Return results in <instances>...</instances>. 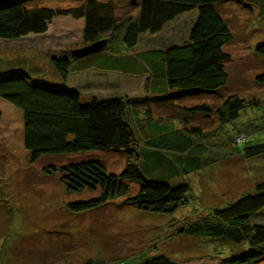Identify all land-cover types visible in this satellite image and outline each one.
Here are the masks:
<instances>
[{
	"label": "trees",
	"instance_id": "16d2710c",
	"mask_svg": "<svg viewBox=\"0 0 264 264\" xmlns=\"http://www.w3.org/2000/svg\"><path fill=\"white\" fill-rule=\"evenodd\" d=\"M40 1L2 3L0 39L19 40L30 34H44L53 19L63 16L81 20L79 40L75 38L74 43H80L81 47L101 40L106 43L104 52L80 58L71 56L73 50L68 52L66 46L71 45L61 43L51 61L64 81L74 71V65H78L79 71L141 70L149 72L147 78L154 80V93L171 99L213 93L228 81L225 62L230 56L225 46L233 34L217 9L223 0H119V3L75 0L76 4L68 7L41 5ZM192 9L198 13L183 43L136 50L142 33L157 34ZM255 51L264 60V41L255 46ZM257 81L264 83V71ZM98 97L84 100L80 92L65 82L49 83L32 77L24 69L0 73V104L8 106L15 118L13 135L0 137V142H9L7 147L26 164L48 154L91 151L125 154L126 164L120 173L108 172L105 162L96 157L50 170L61 172L60 181L71 192L86 189L99 192L91 198L68 203L67 209L73 213L90 211L124 196L125 203L151 212H174L188 204L202 211L191 185L186 182L172 185V179L176 182L173 176L201 172L203 164L209 163L207 156L211 152L227 147L246 158L264 155V109L260 110L257 100L228 97L216 111L220 142L208 144L199 141L206 135L200 127L178 128L175 122H166L161 117L152 120L151 112L145 118L150 119L143 129L146 138H141L131 124L128 98ZM207 109L210 108L202 104L187 108V112H209ZM249 109L259 113L250 118ZM211 132L208 135L215 133ZM12 140L16 145H12ZM157 170L160 172L156 173ZM130 184L138 185L135 193L130 192ZM230 200L188 223L182 232L210 239L213 256H223L226 264H255L264 259V224L254 219L264 210V180L253 190ZM85 264L111 262L89 260ZM136 264L181 263L158 253Z\"/></svg>",
	"mask_w": 264,
	"mask_h": 264
},
{
	"label": "rangeland",
	"instance_id": "374dc122",
	"mask_svg": "<svg viewBox=\"0 0 264 264\" xmlns=\"http://www.w3.org/2000/svg\"><path fill=\"white\" fill-rule=\"evenodd\" d=\"M40 3L52 7L76 4L75 0H41ZM217 9L227 21L233 39L225 46L230 56L225 62L228 81L213 93L165 98L153 92L154 80L147 78L149 72L141 70L79 71L78 65H74V71L64 81L52 64L51 55L57 54L61 43L71 45L66 46L69 53L80 49L81 44L74 42L75 38L79 40L82 24L81 20L63 16L53 19L44 34H30L19 40L0 39V73L24 69L32 77L49 83L65 82L80 92L84 100L94 95L128 98L131 124L141 138H146L143 129L150 119L145 118L151 112L152 120L161 117L166 122H175L178 128L198 126L206 134L199 141L215 144L220 142L216 134L220 126L216 111L228 97L257 100L260 110L264 109V83L257 81L264 71V60L255 51V46L264 41V0H223ZM197 13V9L188 11L169 22L159 34L142 33L136 50L183 43ZM202 104L210 111L187 112V108ZM0 111V137L13 135V113L2 104ZM257 113L248 110L250 118ZM231 125L227 124L229 128ZM239 127L242 129V124ZM210 131L215 132L213 136L208 135ZM8 145L9 142H0V264H85L89 260L136 264L158 253L170 255L181 264H226L223 256H213L210 239L189 236L182 229L213 207L231 202L230 199L253 190L264 180V155L246 158L227 147L211 152L207 156L209 163L203 164L201 172L176 175L173 176L176 182L171 180L172 185L182 182L191 185L202 211L188 204L174 212H151L125 203L124 196L99 208L73 213L67 209L68 203L91 198L99 192L87 189L71 192L61 183V172L50 170L96 157L105 162L108 172L120 173L126 164L125 154L105 151L48 154L26 164ZM130 187L131 193L138 190L137 184ZM254 219L264 224V210ZM255 264H264V259Z\"/></svg>",
	"mask_w": 264,
	"mask_h": 264
},
{
	"label": "water",
	"instance_id": "95a60500",
	"mask_svg": "<svg viewBox=\"0 0 264 264\" xmlns=\"http://www.w3.org/2000/svg\"><path fill=\"white\" fill-rule=\"evenodd\" d=\"M6 1L7 0H0V5ZM105 45L106 43L104 42V40H101L98 42H94L92 44H88L84 47H81L80 49L74 50L72 54H74V56H76L77 58H80L92 54L94 52L101 51ZM0 117H1V112H0Z\"/></svg>",
	"mask_w": 264,
	"mask_h": 264
},
{
	"label": "crops",
	"instance_id": "0c3cea01",
	"mask_svg": "<svg viewBox=\"0 0 264 264\" xmlns=\"http://www.w3.org/2000/svg\"><path fill=\"white\" fill-rule=\"evenodd\" d=\"M147 33H149V32H147ZM159 33H160V32H159ZM159 33H157V34H159ZM158 47H160V45H159ZM138 48H139V46H138ZM94 96H97V95H94Z\"/></svg>",
	"mask_w": 264,
	"mask_h": 264
}]
</instances>
